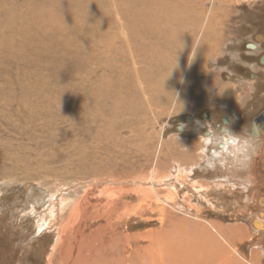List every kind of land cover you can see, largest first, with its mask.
<instances>
[{"label":"rangeland","instance_id":"1","mask_svg":"<svg viewBox=\"0 0 264 264\" xmlns=\"http://www.w3.org/2000/svg\"><path fill=\"white\" fill-rule=\"evenodd\" d=\"M54 1L0 2V264H67L71 237L106 250L113 233L120 264H264V137H246L264 109V0H86L104 12L74 29L41 18ZM225 137L254 156L215 165Z\"/></svg>","mask_w":264,"mask_h":264},{"label":"bare ground","instance_id":"2","mask_svg":"<svg viewBox=\"0 0 264 264\" xmlns=\"http://www.w3.org/2000/svg\"><path fill=\"white\" fill-rule=\"evenodd\" d=\"M5 0H0V2H4ZM41 1V0H40ZM45 1H49V3L52 1V0H42V2H45ZM58 1V0H57ZM60 1V0H59ZM62 2H65L64 4H62V2H61V6H62V8L60 9V11H58L56 8H54L53 10H47V8H46V10L47 11H43L44 13H43V15L42 14H40V16H41V18L44 20V21H48V22H51V21H53L54 19H56V21H55V23H58L59 25H68V26H72L73 27V29L75 28V27H77V26H84V23H85V19H84V17H83V15H84V12L86 11V10H90L89 11V13H91L92 11H93V13H91L90 14V16H92V14H94V13H97V12H104V7H102L101 8V6H103L101 3H93V4H90V3H87L86 2V0H61ZM140 1V0H139ZM142 1V0H141ZM140 1V2H141ZM27 2V1H26ZM32 2V1H31ZM39 2V1H38ZM42 2H40V3H42ZM89 2V1H88ZM39 3V4H40ZM46 3V2H45ZM52 3V2H51ZM50 3V4H51ZM53 3H55V1L53 0ZM133 3H134V1H133ZM141 3H143V2H141ZM27 4H28V2H27ZM36 4V3H35ZM56 4V3H55ZM138 4H140V3H138ZM29 5V4H28ZM42 5H43V3H42ZM54 5V4H53ZM59 5V4H58ZM59 5V6H60ZM71 5V6H70ZM32 5H30V10H32V13H30L32 16H34V12L36 11H34V6H32ZM41 6V5H40ZM56 6V5H55ZM64 6V7H63ZM74 8H73V7ZM39 7V6H38ZM66 7V8H65ZM72 7V9H71V11H72V13H70L69 14V11L68 10H70V8ZM35 8H36V6H35ZM43 7L41 6V9H42ZM139 8V7H138ZM144 8V7H143ZM68 9V10H67ZM74 9H75V11H74ZM79 10V13L78 12H76V10ZM146 9V8H145ZM44 10V9H43ZM141 10H144V9H141ZM74 11V12H73ZM81 11V12H80ZM87 11V12H88ZM106 11V10H105ZM36 12H38V11H36ZM75 12L76 13H78V14H75ZM87 12H86V15H88L87 14ZM83 14V15H82ZM104 14V13H103ZM139 14H140V12H139ZM152 14H155V13H152ZM10 15V14H9ZM137 15V14H136ZM144 15H145V13H144ZM146 15H149V14H146ZM158 14H156V16H157ZM89 16V15H88ZM93 16H95V14L93 15ZM92 16V17H93ZM175 16H178L179 17V19H182L183 17H185L186 15L185 14H181V13H175ZM174 16V17H175ZM91 17V18H92ZM99 17V16H98ZM98 17H96L95 16V18H96V20H97V18ZM101 17V16H100ZM104 17V16H103ZM133 17H135V15L133 16ZM145 17H147V16H145ZM150 17V16H149ZM13 18H14V14H13ZM22 18V16H19L18 18L16 17L14 20H16V19H21ZM28 18V17H27ZM38 18V17H37ZM90 18V17H89ZM137 18H138V16H137ZM7 19H9V18H7ZM26 19V18H25ZM32 19V18H31ZM40 19V18H39ZM93 19V18H92ZM144 18L142 17V20H143ZM146 19V18H145ZM152 19V18H151ZM150 19V20H151ZM155 19V18H154ZM27 20V19H26ZM94 20V19H93ZM102 20H103V18H102ZM158 20V19H157ZM8 21V20H7ZM13 21V20H12ZM28 21V20H27ZM33 21V20H32ZM35 21V20H34ZM99 21H100V19H99ZM149 21V20H148ZM161 21V20H160ZM163 21V20H162ZM161 21V22H162ZM188 21V18H186L185 19V22H187ZM16 22V21H15ZM19 22V21H18ZM68 24H67V23ZM96 22V21H95ZM136 23H137V21H135ZM144 23L145 22H147V20L146 21H143ZM159 22V21H158ZM157 22V23H158ZM32 23V22H31ZM99 23V22H98ZM100 23H102V21H100ZM134 23V22H133ZM177 23H178V19L175 21V25H177ZM9 24V23H8ZM80 24H82V25H80ZM135 24V23H134ZM156 24V23H155ZM162 24L163 25H165L166 27H170V28H172V29H174V27H171L170 26V23L169 22H167L166 20H164V22H162ZM2 25V24H1ZM0 25V26H1ZM19 25V24H18ZM56 25V24H55ZM151 25V24H150ZM161 26V27H164V26ZM6 26V25H5ZM97 26V25H96ZM133 26V25H132ZM131 27V26H130ZM142 27H143V25H142ZM146 27V26H145ZM145 27H143L142 29H144ZM166 27H164V28H166ZM6 28V27H5ZM8 28V27H7ZM9 28H11V27H9ZM17 28V27H16ZM134 28L135 29H137L136 28V26L134 25ZM4 29V28H3ZM13 29V28H12ZM91 29V28H90ZM139 29V28H138ZM147 29H148V26H147ZM17 30V29H16ZM22 30V29H21ZM128 30V29H127ZM130 30V29H129ZM134 30V29H133ZM149 30H150V27H149ZM149 30L147 31L148 33H149ZM19 31V30H18ZM122 32H124V33H126V27L124 26V28L122 29ZM136 32H139V31H136ZM141 32V31H140ZM144 32H146L145 30H144ZM16 33V32H15ZM14 33V34H15ZM24 33H25V31H24ZM24 33H21V34H24ZM141 34H143L142 32H141ZM147 34V33H146ZM18 35V34H17ZM34 35V34H33ZM39 35L42 37L43 35L41 34V33H39ZM148 35V34H147ZM15 36V35H14ZM20 36H22V35H20ZM126 36V39L128 40V42L131 44V41H130V34L128 35V34H126L125 35ZM182 36V35H181ZM188 36V35H187ZM23 38H24V36H22ZM28 38V37H27ZM32 39H34L35 40V38L32 36ZM126 40V41H127ZM57 41V40H56ZM177 41H178V38H177ZM8 44V43H7ZM17 44V43H16ZM177 44L178 43H176V47H177ZM180 45H183V42L182 43H179ZM185 44V43H184ZM2 45L3 44H0V50H1V48H5V47H2ZM18 45V44H17ZM253 47H254V49L255 50H257L259 47H258V45L255 43V44H253ZM61 48V47H60ZM195 48L196 47H194V49L192 50V52H191V56H195ZM16 50V49H15ZM46 50V49H45ZM131 51H132V53L134 54V52H136L134 49H133V47L130 49ZM140 51V50H139ZM8 52V51H7ZM36 52V51H35ZM65 52V51H64ZM156 52V51H155ZM155 52H153V53H155ZM153 53H152V55H153ZM63 54H65V53H63ZM137 54H140V53H138L137 52ZM144 54H146V52L145 51H141V54H140V56L141 57H143L144 56ZM148 54H150V53H148ZM156 54H157V52H156ZM6 55V54H5ZM151 55V56H152ZM1 56V55H0ZM11 56V55H10ZM138 56V55H137ZM157 56V55H156ZM155 56V57H156ZM158 56H159V54H158ZM160 56H161V54H160ZM149 57V56H148ZM148 57H146V58H148ZM162 58H163V56H161ZM177 57V56H176ZM133 58H134V56H133ZM152 58V57H151ZM135 59V58H134ZM137 59V58H136ZM150 59V58H149ZM156 59H157V57H156ZM159 59H160V63H161V65H163V60L165 59V57L163 58V59H161L160 57H159ZM1 60V59H0ZM139 60H141V58H139ZM138 60V61H139ZM143 60H146L147 61V59H143ZM137 61V60H136ZM135 61V62H136ZM158 61V60H157ZM162 61V62H161ZM150 62H153V59H150L149 60V63ZM55 63V62H54ZM140 63V62H139ZM143 63H147V62H143ZM148 63V64H149ZM159 63V64H160ZM137 64V63H136ZM154 64V63H153ZM158 65V64H157ZM11 66V65H10ZM154 66H155V64H154ZM1 67V66H0ZM159 67H160V65H159ZM162 67V66H161ZM122 68V67H121ZM155 69H156V67H154ZM131 69V68H130ZM137 69H139V68H137ZM136 69V70H137ZM140 70V72H141V68L139 69ZM121 71V70H120ZM143 71V70H142ZM3 72H4V70H3ZM145 72V71H144ZM145 74V73H144ZM144 74H143V76H144ZM140 75H141V73H140ZM146 75H147V72H146ZM145 75V76H146ZM142 76V75H141ZM142 76V77H143ZM148 77H149V75H148ZM151 78V77H150ZM154 78V77H153ZM146 80V79H145ZM30 90V89H29ZM109 91V90H108ZM108 93V92H107ZM112 93V92H111ZM111 93H110V91H109V93L108 94H110L111 95ZM4 97V96H3ZM1 99V98H0ZM2 100V99H1ZM8 101V99L6 100V102ZM4 102V101H3ZM5 102V103H6ZM0 105H1V103H0ZM2 106V105H1ZM3 107V106H2ZM207 119V118H206ZM225 131L227 132V129H225ZM254 131V130H253ZM264 132V131H263ZM253 133V132H252ZM212 134V130H209V131H207V133H206V135H208V138L210 137V135ZM254 149H251L250 147H249V143L248 142H245V141H242V142H239L238 140H236V138L235 139H233V140H231V139H229V138H226L225 137V139H221V142L219 143V146H218V148L214 151V164L215 165H218V163H217V161H221V164L222 165H226V161H228L227 159H229V157H231L230 155H235V153L236 152H239L238 154L239 155H241L240 153H242L243 154V156H245L246 158H250V157H253L254 155ZM235 152V153H234ZM225 156V158H224V156ZM264 155V154H263ZM259 156H257L256 157V160L254 161V163L255 162H257V158H258ZM223 160V161H222ZM228 163H229V161H228ZM248 162H246L245 161V164H247ZM230 164V163H229ZM253 176H254V180H256V178H258L259 176H258V174L254 171L253 172ZM252 190H254V189H251L250 191H252ZM263 193H262V192ZM253 192V191H252ZM260 193H261V197L258 199V203L259 204H261V205H264V189H261L260 190ZM258 197V196H257ZM66 199V198H65ZM65 199L64 198H61L60 200H61V202H59L60 203V208L62 209V208H64L65 209V205L67 204V203H65ZM67 200V199H66ZM51 204H53V207L49 210V213L52 215V217L53 218H56L55 216H57L58 214H57V209H56V207L54 206V203L52 202ZM75 204H77V203H75ZM73 205V204H72ZM118 205V203L116 202V204H115V207L114 208H116V206ZM29 207V212L30 213H33L34 211H36L37 209L36 208H34L35 206H34V204H31L30 206H28ZM79 209V208H78ZM65 210H67V209H65ZM71 211H73V210H71ZM70 211V212H71ZM112 211H116V209H113ZM61 212H63V210L61 211ZM55 213H56V215H55ZM70 215H71V213H70ZM60 216V215H59ZM69 216V215H68ZM70 217V216H69ZM69 217H68V220H69ZM96 217H97V215H96ZM60 218V217H59ZM48 221V219H47V217H45V216H41V218H40V226H39V232H44L45 231V229H48L49 228V223L50 222H48V223H46ZM254 224L255 225H259L260 227H263V225L261 224V223H259L258 221H257V219H255L254 220ZM100 228H102V227H99L98 228V230L100 229ZM106 228V227H105ZM102 230V229H101ZM100 232V231H99ZM105 234V233H104ZM114 234L115 233H113V235L111 236V243L109 244V245H107V246H105V248L104 249H106V250H95V246H92V248L94 249V250H92L91 249V247H89V243H86V244H83L84 246L86 245V250H83V245L80 243V239H79V235H77V237H76V239H75V242H74V245H72V243H73V237H71V239H72V241H71V245H70V247L67 249L68 251L66 252V262H67V264H120V258H121V250H120V243H119V237L118 236H120L119 234H115V235H118V236H114ZM38 236V235H37ZM67 238H68V236H66ZM65 237V238H66ZM92 237V236H91ZM94 239H95V237H93ZM93 239V240H94ZM70 242V241H69ZM100 243V242H99ZM72 246V247H71ZM73 246H75V247H73ZM72 249V250H71ZM102 252V260H100V258L101 257H99V255H100V253L99 252ZM65 256V255H64ZM50 258V257H49ZM99 258V259H98Z\"/></svg>","mask_w":264,"mask_h":264},{"label":"flooded vegetation","instance_id":"3","mask_svg":"<svg viewBox=\"0 0 264 264\" xmlns=\"http://www.w3.org/2000/svg\"><path fill=\"white\" fill-rule=\"evenodd\" d=\"M264 56V52L259 56V59H258V62H259V66H262V67H264V64L262 63V61H261V59H262V57ZM253 76H255V75H253ZM255 77H257V76H255ZM264 112V109L258 114V115H256L253 119H252V121L248 124V128H247V132L249 133V135H247L246 137H250V138H260V140L262 139L261 138V136H263L264 137V121H258V117L262 114ZM189 117H191V116H186V118H185V120H188V121H193L192 120V117L189 119ZM203 117H204V119L205 120H207V123H208V121H210L211 120V115H210V113L209 112H204L203 113ZM207 118V119H206ZM230 117L229 116H223L222 117V122L225 124V125H227V123H229L230 122ZM193 123H194V121H193ZM224 127H227V126H221L220 128H219V131L222 133V132H224L223 131V129H225ZM228 128V127H227ZM254 130V131H253ZM205 132H207V131H209L208 129H205L204 130ZM253 132V133H252Z\"/></svg>","mask_w":264,"mask_h":264},{"label":"water","instance_id":"4","mask_svg":"<svg viewBox=\"0 0 264 264\" xmlns=\"http://www.w3.org/2000/svg\"><path fill=\"white\" fill-rule=\"evenodd\" d=\"M262 63L264 64V56L261 59ZM191 117H189L190 119ZM258 121H264V112L257 118Z\"/></svg>","mask_w":264,"mask_h":264}]
</instances>
